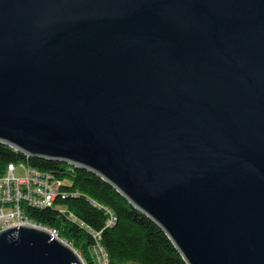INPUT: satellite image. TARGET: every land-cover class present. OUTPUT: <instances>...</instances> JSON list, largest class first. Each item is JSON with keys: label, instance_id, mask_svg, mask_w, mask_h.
Listing matches in <instances>:
<instances>
[{"label": "water", "instance_id": "95a60500", "mask_svg": "<svg viewBox=\"0 0 264 264\" xmlns=\"http://www.w3.org/2000/svg\"><path fill=\"white\" fill-rule=\"evenodd\" d=\"M0 143L111 185L186 264H264V0H0ZM0 264H81L26 224Z\"/></svg>", "mask_w": 264, "mask_h": 264}, {"label": "trees", "instance_id": "16d2710c", "mask_svg": "<svg viewBox=\"0 0 264 264\" xmlns=\"http://www.w3.org/2000/svg\"><path fill=\"white\" fill-rule=\"evenodd\" d=\"M18 162L61 181L51 206L37 207L21 202L23 215L33 222L57 228L83 256L88 257V248L93 242L91 230L99 232L109 264H186L161 228L97 175L68 163L28 158L0 143V176L8 163ZM62 207L76 221L60 211ZM110 212L114 221L107 224Z\"/></svg>", "mask_w": 264, "mask_h": 264}, {"label": "built area", "instance_id": "2783aa9c", "mask_svg": "<svg viewBox=\"0 0 264 264\" xmlns=\"http://www.w3.org/2000/svg\"><path fill=\"white\" fill-rule=\"evenodd\" d=\"M17 165L24 170L25 175L15 176ZM60 184L61 181L54 180L45 171L38 170L22 162L8 163L3 175L0 176V229L10 226L11 219L15 216L20 217V222L16 224H26V221H23L21 202L37 207L51 206L59 193ZM60 211L65 212L66 216L72 221H76L74 215L65 210V208L62 207ZM113 221L114 217L110 212L107 224H112ZM41 229L50 233L59 241L69 245L78 255L81 264H109L108 254L100 242L99 232L88 229L93 242L88 248L89 256L85 257L78 248L72 245L71 241L60 235L57 228Z\"/></svg>", "mask_w": 264, "mask_h": 264}, {"label": "rangeland", "instance_id": "374dc122", "mask_svg": "<svg viewBox=\"0 0 264 264\" xmlns=\"http://www.w3.org/2000/svg\"><path fill=\"white\" fill-rule=\"evenodd\" d=\"M20 175H25V172L19 165H17L16 170H15V176H20ZM18 222H20V217L15 216L11 219L10 223H11V225H13V224H16Z\"/></svg>", "mask_w": 264, "mask_h": 264}, {"label": "bare ground", "instance_id": "6f19581e", "mask_svg": "<svg viewBox=\"0 0 264 264\" xmlns=\"http://www.w3.org/2000/svg\"><path fill=\"white\" fill-rule=\"evenodd\" d=\"M69 165H71V164H69ZM72 167H74V166H72ZM23 221H26V224H31L32 226H35V227L44 228V229H53V227H50V226H46V225H43V224H39V223L33 222L32 220L28 219L24 215H23Z\"/></svg>", "mask_w": 264, "mask_h": 264}]
</instances>
